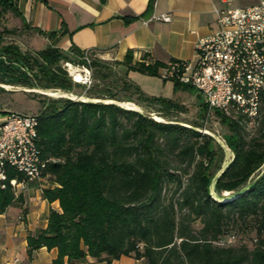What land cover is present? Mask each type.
<instances>
[{"label":"trees","instance_id":"1","mask_svg":"<svg viewBox=\"0 0 264 264\" xmlns=\"http://www.w3.org/2000/svg\"><path fill=\"white\" fill-rule=\"evenodd\" d=\"M153 4L150 0L144 16ZM8 12L19 15L13 0H0V17ZM20 35L21 29L0 28L1 83L71 93L80 86L61 67V62L78 59L56 42L26 48L13 38ZM73 52L81 54L75 48ZM114 64L125 66L121 76L113 71ZM166 66L133 62L131 51L123 61L94 57V77L112 81L114 88L92 86L87 95L154 105L158 113L175 107L184 112L172 100L146 96L127 78L129 71L160 76ZM172 81L176 89L193 90ZM41 103L38 143L42 159L48 161L46 171L57 184L44 188L43 197L57 200L61 212L51 209L47 227L28 235V254L42 247L57 248L52 264L82 263L87 256L107 264L121 256L143 259L145 264H264V95L254 118L212 112L221 125V138L234 155L217 182V193L238 192L253 175L248 190L222 203L211 199L207 189L224 163L225 152L208 135L114 105L62 97H43ZM200 115L207 116L205 105ZM253 122L258 127L250 134L246 126ZM12 176L10 172L8 177ZM14 199L7 181L0 188V212ZM197 223L199 229H195ZM237 231L255 232L252 248L220 244L222 239L236 237Z\"/></svg>","mask_w":264,"mask_h":264},{"label":"crops","instance_id":"2","mask_svg":"<svg viewBox=\"0 0 264 264\" xmlns=\"http://www.w3.org/2000/svg\"><path fill=\"white\" fill-rule=\"evenodd\" d=\"M257 1L154 0L150 14L144 16L150 0H13L19 15H13L12 28L21 29V37L31 45L45 46L56 42L63 52L76 59L79 56L73 52L74 48L80 52L89 50L94 57L106 61H123L126 53L131 51L133 62L149 60L150 63L167 64L173 60L194 59L197 40L217 28L216 9L227 5L246 7ZM159 14H169L171 20L145 23L151 16ZM50 35L52 37L48 39ZM127 78L148 97L175 102L182 99L180 93L185 90L176 89L172 79L161 75L129 71ZM55 184L44 188H52ZM44 188L37 182L19 187L13 203L0 212V264H52L57 258V248L42 247L28 254V235L47 227L51 209L61 212L57 200L49 202L43 197ZM73 264L107 262L87 256L84 262ZM110 264L145 262L121 256Z\"/></svg>","mask_w":264,"mask_h":264},{"label":"built area","instance_id":"3","mask_svg":"<svg viewBox=\"0 0 264 264\" xmlns=\"http://www.w3.org/2000/svg\"><path fill=\"white\" fill-rule=\"evenodd\" d=\"M152 20L169 22L171 17L153 15L145 23ZM216 24L215 31L197 40L193 60L170 61L161 76L191 86L206 106L207 117L218 110L225 116L241 113L254 118L264 95V0L246 7L216 9ZM92 58L84 50L77 62L62 63L73 79V72L81 74L76 83L89 88ZM38 118V113L0 111V188L9 181L16 194L29 182H37L41 188L55 184L46 171L48 161L41 156ZM233 241L234 236H229L220 244Z\"/></svg>","mask_w":264,"mask_h":264},{"label":"rangeland","instance_id":"4","mask_svg":"<svg viewBox=\"0 0 264 264\" xmlns=\"http://www.w3.org/2000/svg\"><path fill=\"white\" fill-rule=\"evenodd\" d=\"M3 26H6L8 28H12V26H14V20H13L12 13L8 12L0 17V28ZM21 36L22 35L13 36V38L17 42L21 43L26 48H29V49L35 48L33 47V45L30 44L28 40L23 39ZM94 56L95 54L91 53V57L94 58ZM109 62H112V61H109ZM143 62L146 64L150 63L149 60H144ZM113 66H114L113 71L115 72V74L117 76L119 75L121 76L123 74V68L115 64ZM61 67L65 70V72L67 73V76L74 83H76L73 77L69 75V73L66 71L65 66L62 62H61ZM170 79L173 80L175 78H170ZM76 84H79V83H76ZM92 86H95V88L97 89L106 88V86L114 88L112 81L102 82L97 77H94L93 73H92V84L89 88H91ZM12 87H22V86H12ZM89 88L80 85V86L75 87L72 93L88 96L87 91ZM117 90H119V88ZM120 93L123 94V92H120ZM55 96L57 97L53 96L49 98L51 99L61 98L59 97V95H55ZM180 96L182 99L181 100L177 99L175 103L181 104L185 108L184 112L178 111V109L175 107L169 110H161L160 113H158L157 110L159 109L155 107L154 105L146 106L145 104H141L140 106L143 108L145 113L146 112L154 113L158 117L164 120L171 119L174 121H182L188 124H197V125L200 124L202 127L205 126L206 128L212 130L213 132L217 133L221 137L220 133H222V128L219 122L216 120V117L212 114L208 117L206 116L205 118L200 115L203 104H202L201 99L195 96V92L193 90H189V91L184 90L182 91V93H180ZM43 97L45 96H42V95L36 96L33 93L25 92L23 90L13 89L9 91L6 90L4 92L0 90V111L10 110V111L25 112V113H38L42 107L41 100L43 99ZM129 103L135 106V104H133L132 102H129ZM257 127H258L257 122H253L251 124H248L246 126V129L250 134H253L256 131ZM230 156L231 155L229 152H225L224 162L229 160ZM200 227L201 225L199 223L195 225V229H199ZM226 240L227 238L222 239L221 241L226 242ZM254 242H255V232L254 231L247 233V234L242 233L241 231H237L236 237H234V241L230 245L246 244L249 248H252Z\"/></svg>","mask_w":264,"mask_h":264},{"label":"water","instance_id":"5","mask_svg":"<svg viewBox=\"0 0 264 264\" xmlns=\"http://www.w3.org/2000/svg\"><path fill=\"white\" fill-rule=\"evenodd\" d=\"M0 88L4 89V90H23L25 92H29V93H35V94H39L45 97H53L51 95L52 92H62L64 93L65 96H62V98H66L69 99L73 102H86V103H93V104H103V105H114L123 109H127V110H131L133 112H136L140 115L143 116H149L157 121L160 122H165V123H177L179 125H183L189 128H192L193 130H196L202 134L208 135L209 137H211L222 149L224 152H229L230 153V159L227 160L226 162L223 163V165L221 166V168L216 172V174L213 176V178L211 179L207 192H208V196L213 199L214 201L218 202V203H222V202H227L230 201L232 199H234L235 197H237L238 195L242 194L244 191L248 190L253 182V175L249 178V183L242 188L241 190H239L238 192L235 193H229V192H223L222 194H218L216 191V185L217 182L219 180V178L222 176V174L224 173V171L227 169V167L230 165V163L232 162V160L234 159V155L232 153V151L230 150V148L228 147V145L225 143V141L215 132H213L212 130L206 128V127H196L193 126L191 124L182 122V121H167L164 119H161L160 117H158L156 114L154 113H150V112H144L143 108L138 105L135 104L134 108L128 107L126 101H121L118 99H113V98H97V97H89V96H85V95H80V94H73L71 92H66L64 90L61 89H52V88H41V87H11L10 85H7L5 83H1L0 82ZM262 172H264V165H262Z\"/></svg>","mask_w":264,"mask_h":264},{"label":"bare ground","instance_id":"6","mask_svg":"<svg viewBox=\"0 0 264 264\" xmlns=\"http://www.w3.org/2000/svg\"><path fill=\"white\" fill-rule=\"evenodd\" d=\"M73 76H74V80H75V81H79V80L82 79V76H81V74H79V73H74V72H73ZM51 95L54 96V97H57V96H55V95H59V97L65 96L64 93H62V92H52ZM127 106H128V107H131V108H134V107H135V106H133V105L130 104V103H127Z\"/></svg>","mask_w":264,"mask_h":264}]
</instances>
